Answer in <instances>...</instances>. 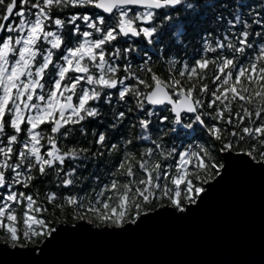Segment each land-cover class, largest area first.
<instances>
[{
    "label": "snow or ice",
    "instance_id": "6c2138e0",
    "mask_svg": "<svg viewBox=\"0 0 264 264\" xmlns=\"http://www.w3.org/2000/svg\"><path fill=\"white\" fill-rule=\"evenodd\" d=\"M264 185V0H0V264L188 221Z\"/></svg>",
    "mask_w": 264,
    "mask_h": 264
},
{
    "label": "water",
    "instance_id": "95a60500",
    "mask_svg": "<svg viewBox=\"0 0 264 264\" xmlns=\"http://www.w3.org/2000/svg\"><path fill=\"white\" fill-rule=\"evenodd\" d=\"M50 259L73 264H264V185L259 176L238 182L188 221L161 219L134 237L61 246Z\"/></svg>",
    "mask_w": 264,
    "mask_h": 264
}]
</instances>
